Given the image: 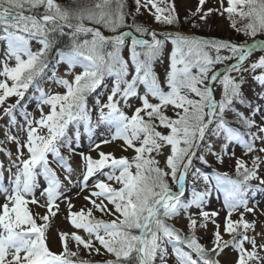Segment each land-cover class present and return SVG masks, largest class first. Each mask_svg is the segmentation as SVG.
<instances>
[{
  "label": "snow or ice",
  "instance_id": "6c2138e0",
  "mask_svg": "<svg viewBox=\"0 0 264 264\" xmlns=\"http://www.w3.org/2000/svg\"><path fill=\"white\" fill-rule=\"evenodd\" d=\"M217 2L219 7L211 8L206 7L207 0H198L185 22L191 20L192 27L197 28L214 12L226 15L229 26L246 37L243 42L179 33H165L160 39L155 30L136 21L144 8L156 23L176 24L178 16L171 0H134L131 13L126 12V0H72L74 7H64L57 0H0V40L6 43L0 57V107L9 118V126L17 124L15 113L20 109L24 123L19 130L26 133L23 141L7 129L4 133L8 142L16 144V160L8 168L9 187L3 185L0 175V193L5 199L0 204V264H92L71 259L78 257L81 246L89 254L109 257L101 264H157V260L168 264L169 246L175 264H222L220 257L228 249L235 255L224 264H264V207L259 201L249 206L257 193L264 194V176L260 174L264 165V95L257 103L246 101L242 93L246 82L243 73L262 70L252 79L264 86V0H226L227 6L225 0ZM161 3L166 6L161 7ZM128 19L132 23H127ZM168 41L172 51L161 81L153 64ZM125 47L127 59L122 55ZM257 51L259 57L245 67ZM218 64L222 68L214 70ZM61 65L65 71L58 75ZM77 68L80 71H75ZM233 72L237 75H231ZM45 83L63 92L45 91ZM101 87L107 92L106 100L102 103L97 96L95 109L108 135L90 146L89 151H96L98 158L78 153L83 162L80 192L94 175L104 179H97L90 194L83 197L92 206L74 211L71 199L60 191L63 181L55 169L62 170L68 184L73 183L69 160L77 153L68 128L84 121L90 130L87 99ZM30 89L34 95L28 99L36 101L39 118L23 105ZM11 97H16V102L8 104ZM133 98L139 101L138 106L130 104ZM121 104L132 109L131 115ZM236 104L244 105L247 113L238 110ZM169 108L172 117L166 114ZM209 133L212 139H208ZM79 139L77 130V143ZM115 141H121V150H131V158L100 151L102 144ZM230 145L242 147L244 155L251 156V167L234 152L230 158H235L236 179L227 173H213L210 178L197 167L193 180L202 177L206 187L203 191L193 189L192 198L182 200L194 161L210 166L207 156H211L223 164ZM62 148L67 155L62 154ZM165 148L169 152L161 167L156 157ZM201 148L204 152L197 155ZM7 155L11 157V153ZM106 168L111 171L105 172ZM39 177L46 184L40 191L44 203L35 195L41 187ZM168 178L177 191L171 190ZM212 180L224 193L226 215L222 224L216 221L220 212L204 208ZM250 181L258 183L253 186ZM62 196L67 201L66 219L74 230L58 234L63 250L55 253L49 248L46 231L50 217L60 211L57 201ZM29 205L45 211L34 213ZM193 207L198 211L190 214L188 210ZM94 211L114 218L97 219ZM182 213L187 220V236L167 223ZM234 213L237 219H233ZM246 215L254 219L248 220ZM209 222L213 225L210 248L195 234L197 228L207 229ZM258 223L260 232H256ZM80 230L87 238L79 234ZM73 242L75 251L69 247Z\"/></svg>",
  "mask_w": 264,
  "mask_h": 264
},
{
  "label": "rangeland",
  "instance_id": "374dc122",
  "mask_svg": "<svg viewBox=\"0 0 264 264\" xmlns=\"http://www.w3.org/2000/svg\"><path fill=\"white\" fill-rule=\"evenodd\" d=\"M59 1V0H58ZM61 1V0H60ZM172 3L175 4L176 8V13L178 16V22L177 25H183L185 22V17L189 16V11H194L195 7L198 3V0H172ZM161 7H165V3L160 4ZM225 6L226 5V0H225ZM206 7H211V8H217L219 7V4L217 0H207ZM136 21L145 25L146 27L149 28V30H155L158 33V38L164 39L165 33H171L172 35H175L177 33H186L187 31H194V28L192 27L191 20H189V23L185 28H179V26L174 25H163V24H158L154 21V18L149 14L147 10L144 8H141V14L136 18ZM200 27L207 29L208 31L211 32V34H214V36L221 38L223 40H230L234 35H233V29L229 26V21L225 16H220L218 13H213L211 14L206 22H202L200 24ZM210 34V33H209ZM216 34V35H215ZM130 44V40L128 41ZM33 50L36 49L37 45L35 42H33ZM6 49V43L3 40H0V57H3L4 51ZM172 51V44L170 41L166 42L164 50L162 55L154 62L153 68L154 71L157 73L158 78L163 81L166 72L168 70L169 66V57ZM261 53L259 51L253 53V55L249 58V61L244 65L245 67L248 66V63H251L252 61L256 60ZM122 55L127 59L128 57V50L127 47L122 52ZM222 55H227V52H222ZM65 71V66L61 65L59 70H58V75H62ZM75 71H80L79 68H77ZM195 72V69H193ZM262 70H256L255 73H243L246 82L244 83L243 88V96L246 98L245 100H254L257 103L259 102V96L257 95L255 91L263 87L261 95H264V86H261L259 82L254 81L252 79L253 75H258L257 73L261 72ZM50 74V73H49ZM231 75L236 76L237 74L235 72L231 73ZM71 79V77H68ZM110 83V81H109ZM43 87L45 88V91H48L49 88L52 89V91H59L63 92V89L56 87L55 85H49L47 83L43 84ZM139 91L143 93V86L140 87ZM219 86L216 87V98L219 99ZM34 95V90H29L28 93H26V98L24 100V105H26V110L27 112L31 113L33 117L39 118V110L37 109L36 106V101L34 99H28L29 97H32ZM94 96L89 98L88 104H89V109L91 110V123L88 125V128L90 130H86L85 128V122L80 121L78 124V127L76 126H70L68 128V136L72 138V147L75 150L76 155H73L69 163L71 167L73 168V173H72V184H68L67 181L64 180V174L61 169L56 168V172L58 177L63 181V187L60 189V191L63 193V196H67L71 199V203L74 205V211H79L81 208H85V210L88 207H91L92 205L83 199L85 195H89L90 191L92 190V186L94 182L97 179H104L103 176L96 174L92 178L89 179L87 182L88 187L83 191L80 192V187L78 186L80 181H82V172H83V162L80 159V156L78 153L83 152L86 155H92L93 158H98V153L96 151L90 152V146L93 142L99 143V141L103 138H105L108 135V128L106 125L101 124L98 119V112L95 109V100L96 97L99 96L101 99V102L103 103L106 100V95L107 92L105 88L101 87L97 89L95 94L93 93ZM151 100V98H149ZM16 102V97H11L8 99L7 103L8 104H13ZM130 104L135 107L139 105V101L136 99H130ZM155 102V101H152ZM121 107L123 108V111H125L126 114L131 115L132 109L128 107H123V104H121ZM44 111H48V107L44 106ZM106 111V110H105ZM168 112L166 113L170 117L174 116L173 111L171 108L167 110ZM240 111H245L247 113L246 108L243 106ZM17 117V124L15 126H9V118L3 114V108L0 107V141H4L3 143L0 144V175H2V183L5 187H9V172L8 168L10 164L16 160V144L13 142H8L5 138V130L7 129L12 135L18 136L22 141L26 139V133L23 131H20V126L24 123V120L22 116L20 115V109L16 110L15 113ZM79 130L80 133V139L79 142L77 143L75 140V132ZM162 130V129H158ZM208 139H212L211 133L208 134ZM116 142V141H115ZM121 142V141H119ZM114 143V142H113ZM100 151L104 152H112L113 155L117 158L120 156H128L131 158L133 153L131 150L125 152L121 149L117 150H112L110 145H101ZM62 154L67 155V150L66 149H61ZM169 149L165 148L163 150V154L160 156H157L156 158L160 160V166H164V157L168 154ZM204 152V149L201 148L198 152L197 155H200ZM235 153L236 157H239L247 162V165L251 167V156H245L244 155V149L238 145H230L229 146V156H226L224 159L223 164L216 163L215 159L211 156H207V159L209 160V165L210 166H205L200 164L198 160L195 161L196 165H194L193 168L189 170V173L186 177V182H185V193L183 198H187V192H189L190 186L194 187L191 190L195 189V191H203L206 187L202 177L198 180H193V175L192 173L195 171V168L201 166L202 169L201 171L203 173H206L209 175L211 178L213 173H227L229 176L234 175L236 177L235 173V158H230L231 153ZM7 153H11V157L7 155ZM27 156L26 150H25V158ZM49 159L51 160L52 157L49 156ZM18 163V161H16ZM55 167V165H53ZM16 169L12 168V172L15 173ZM105 172L111 171L109 168L104 169ZM118 174V173H117ZM260 174L264 176V165H261L260 168ZM39 183L41 187L36 190V197L39 199L40 203H44V198L40 196V191L42 190L43 187L46 186L43 177H39ZM168 183L169 187L173 192L177 191V187L174 183H172L171 179L168 178ZM212 187H211V195L205 198V205L204 208L206 211H218L220 212V215L216 217L217 223L223 222V217L226 215V210L224 209V193L222 191H218L215 187V181L212 180ZM250 184L255 186L258 182L257 181H250ZM114 186H119V185H114ZM77 193H80L77 195ZM192 195V194H191ZM63 196L60 198V200L57 201L60 205V211L55 217H50L49 221V227L46 231V236H47V243L49 245V248L51 251L55 253H59L63 250L62 245L59 241V233L60 232H71L74 229L70 225L69 221L66 219L67 216V201L64 200ZM249 197H252V193H248ZM95 199V197H93ZM190 198L184 200L185 202L189 200ZM257 201L260 202L261 207H264V194L257 193L255 195L254 199L249 200V206L251 207L253 204H255ZM5 202L4 199V194L0 193V204H3ZM30 209L35 213L36 211H39L41 214L44 213V209L38 208L36 205H29ZM190 214H195L197 213V209L195 207L190 208L189 210ZM94 216L97 219H103V220H111L114 217L106 216L102 212H95L94 211ZM199 219V217H196ZM238 215L233 214V219H237ZM246 218L248 220L254 219L251 215H246ZM171 225H173L175 228L181 231L182 235L187 236L188 229L186 227L187 225V220L185 219L183 213L178 216L173 218L172 220L168 221ZM37 223H41V221L37 220ZM212 231H213V225L211 222L208 223L207 229H200L197 228L196 230V237L198 238L199 242L203 244L205 247L210 248L211 247V237H212ZM261 228L259 223L257 224L256 232H260ZM79 234L87 238L86 234L80 230ZM249 235H253V233H249ZM229 237L225 236V239ZM259 242V238H258ZM96 246L100 247L98 242H96ZM181 246V245H180ZM69 247L75 251L76 247L74 242L70 243ZM182 247V246H181ZM184 248V247H182ZM104 250L101 248V252ZM168 253L171 255L172 254V249L171 246L168 247ZM229 254L231 256H234V252H232L231 249H228L225 251V253L220 257L222 264H224L225 261L231 260L229 257ZM195 256V255H194ZM170 257V256H169ZM109 258L108 256H103V255H97L96 253H91L89 254L87 251L83 249V246L80 247V252L78 257H71V259L79 261L80 259H85L89 260L92 262V264H97L99 259L105 260ZM172 259L174 257H171ZM227 259V260H225Z\"/></svg>",
  "mask_w": 264,
  "mask_h": 264
},
{
  "label": "trees",
  "instance_id": "16d2710c",
  "mask_svg": "<svg viewBox=\"0 0 264 264\" xmlns=\"http://www.w3.org/2000/svg\"><path fill=\"white\" fill-rule=\"evenodd\" d=\"M58 3H60L62 6H64V7H74L75 5H72V0H61V1H57ZM80 2L81 3H83V2H88V3H91L92 2V0H80ZM126 3H127V7H126V12H128V13H131V12H133L134 11V9H135V4H134V0H126ZM139 16V15H138ZM137 16V17H138ZM136 17V18H137ZM127 23H132V21H131V19H128L127 20ZM139 23V22H138ZM189 22H184L183 23V25H177V23L175 24L176 26H179V28H185V26H187V24H188ZM238 26H239V24H238ZM122 30H127V29H122ZM194 31L195 32H197L198 34H200V35H207V36H214V34H211V32L210 31H208L207 29H204V28H202V27H197V28H194ZM210 33V34H209ZM0 34H2V33H0ZM216 35V34H215ZM233 37L230 39L232 42H234V43H240V42H243L245 39H246V37H244L242 34H238L237 32H235L234 30H233ZM261 38H264V37H261ZM213 55H214V53H213ZM230 61H227L226 63H229ZM217 66H219V64L218 65H215V68L217 67ZM258 70H260V69H258ZM244 85V84H243ZM262 89H263V87H261L260 89H258L257 91H255L256 92V94L257 95H260L261 93H262ZM244 92V88H243V86H242V93ZM95 94V93H94ZM92 96H94L93 94H91L89 97H88V99H87V106H88V101H89V98L90 97H92ZM246 99V98H245ZM247 101V100H246ZM23 103H24V101H23ZM244 105H241V104H236L235 105V107H237L238 108V110H240L242 107H243ZM168 112V111H167ZM71 126V125H70ZM1 144V143H0ZM195 162V161H194ZM191 190V186H190V189H189V191ZM191 192V191H190ZM187 199V198H186ZM185 199V197L183 198L182 197V200H186ZM167 223H169V222H167ZM170 224V223H169ZM170 256V257H169ZM171 257H173V256H171L170 254L168 255V257H167V262H168V264H175V259L173 258H171ZM103 260H101V259H99V261L97 262V263H99V264H101V262H102ZM157 264H160V262H159V260H157Z\"/></svg>",
  "mask_w": 264,
  "mask_h": 264
},
{
  "label": "bare ground",
  "instance_id": "6f19581e",
  "mask_svg": "<svg viewBox=\"0 0 264 264\" xmlns=\"http://www.w3.org/2000/svg\"><path fill=\"white\" fill-rule=\"evenodd\" d=\"M120 143H121V142L116 141V142L110 144V147L112 148V150L120 149V148L118 147V145H119ZM229 257H230V259H231V257H233L232 254H231V256H230V254H229ZM225 260H227V259H225Z\"/></svg>",
  "mask_w": 264,
  "mask_h": 264
},
{
  "label": "water",
  "instance_id": "95a60500",
  "mask_svg": "<svg viewBox=\"0 0 264 264\" xmlns=\"http://www.w3.org/2000/svg\"><path fill=\"white\" fill-rule=\"evenodd\" d=\"M189 34L196 35V34H194L193 32H189ZM196 36H198V35H196ZM198 37H201V36H198ZM201 38H205V39H207L206 37H201ZM218 69H221V68H218ZM216 70H217V69H216Z\"/></svg>",
  "mask_w": 264,
  "mask_h": 264
}]
</instances>
